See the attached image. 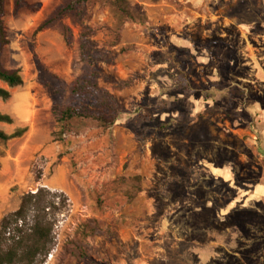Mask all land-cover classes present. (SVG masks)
I'll use <instances>...</instances> for the list:
<instances>
[{
  "label": "rangeland",
  "instance_id": "obj_1",
  "mask_svg": "<svg viewBox=\"0 0 264 264\" xmlns=\"http://www.w3.org/2000/svg\"><path fill=\"white\" fill-rule=\"evenodd\" d=\"M26 1L41 5L4 0L1 61L20 70L10 92L29 95L31 117L23 137L0 143V222L46 187L68 200L44 264H264V0H131L147 21L124 23L115 46L100 29L116 22L108 6L36 33L62 0ZM37 61L68 84L61 107L91 109L107 92L125 111L110 129L86 121L55 140ZM179 72L192 92L176 86ZM77 79L96 86L91 101L70 97ZM0 109L12 112L11 98Z\"/></svg>",
  "mask_w": 264,
  "mask_h": 264
},
{
  "label": "trees",
  "instance_id": "obj_2",
  "mask_svg": "<svg viewBox=\"0 0 264 264\" xmlns=\"http://www.w3.org/2000/svg\"><path fill=\"white\" fill-rule=\"evenodd\" d=\"M158 1V0H153ZM4 0H0V82L7 87L0 86V99L6 101L11 98L9 88L22 86L24 83L19 69H9L3 66L1 58L5 46L9 43L4 25L5 7ZM108 6L114 15L116 22L112 25L104 24L100 27L106 32L107 45L115 46L120 41L122 26L126 22H145L147 16L139 5L132 4L131 0H62L37 27L36 33L58 25L63 17L73 13L75 20L83 23L93 17V8L96 4ZM40 3L29 4L26 0H14V11L21 8L37 10ZM90 28L81 34V53L84 54L87 43V35ZM65 39L68 41V30L64 29ZM38 68V80L53 92L52 113L54 114L58 129L53 133L55 140H64L66 136L80 133V125L86 121L94 122L98 127L110 129L116 123L118 117L125 111L118 100L107 92H103L101 98L95 102L96 106L88 108L82 103H68L64 106L58 104L68 88L60 77L49 72L41 62L36 63ZM176 86L185 92H192L193 88L187 80L184 72H179ZM96 86L88 79H77L69 87L70 97L75 100L87 102L94 96ZM0 123L13 124L11 115L0 111ZM28 131L27 127H16L8 133L0 127V143L21 138ZM135 183L127 192L132 200L141 192V176L133 177ZM67 197L63 192H55L46 187H39L36 191L24 193L17 210L6 214L0 222V264H44L46 258L54 246V227L58 221V215L66 207ZM81 233L85 236H93L96 227L89 224L82 225Z\"/></svg>",
  "mask_w": 264,
  "mask_h": 264
},
{
  "label": "crops",
  "instance_id": "obj_3",
  "mask_svg": "<svg viewBox=\"0 0 264 264\" xmlns=\"http://www.w3.org/2000/svg\"><path fill=\"white\" fill-rule=\"evenodd\" d=\"M2 83V82H1ZM3 87H7L6 84L2 83ZM15 88V87H14ZM13 88H9V90L11 91ZM3 101V100H2ZM11 102H12V112L11 111H5V110H1V112L3 113H7L9 115H11L14 119V123L13 124H5V123H0V127L3 128L5 125L7 126H13V128H11V130H5L8 133H11L14 131V129L16 127H20L23 124H27L28 121L30 120L31 114H30V104H31V100L29 95H25L23 97V101L20 103H16V98H14V95H12L11 93ZM15 124V126H14ZM16 139H13V141ZM8 158V156L4 159H1V165L4 167L6 164V159Z\"/></svg>",
  "mask_w": 264,
  "mask_h": 264
}]
</instances>
